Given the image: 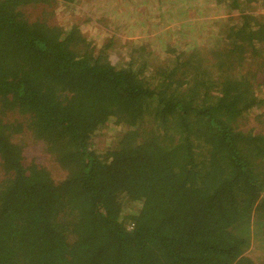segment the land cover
I'll return each instance as SVG.
<instances>
[{"label": "trees", "instance_id": "obj_1", "mask_svg": "<svg viewBox=\"0 0 264 264\" xmlns=\"http://www.w3.org/2000/svg\"><path fill=\"white\" fill-rule=\"evenodd\" d=\"M41 2L0 0V264H264L243 255L251 228L264 238V131L241 128L264 104L248 69L263 22L240 12L212 45L117 51L29 21ZM23 133L62 177L24 165Z\"/></svg>", "mask_w": 264, "mask_h": 264}, {"label": "rangeland", "instance_id": "obj_2", "mask_svg": "<svg viewBox=\"0 0 264 264\" xmlns=\"http://www.w3.org/2000/svg\"><path fill=\"white\" fill-rule=\"evenodd\" d=\"M262 5L259 0H237V4H230L229 0H74L69 4L61 0H48L46 3L24 7L22 11L29 21L44 20L63 29L77 25L87 38L97 36L94 40L98 45L104 37L113 36V49L117 51L120 50V44L127 40L128 47L149 44L158 54L162 41L169 43L173 48H184L185 44L188 48L194 44L212 45L214 37H221L222 29L240 24V12L252 14L257 21L261 20L264 24ZM124 52L125 50L121 49V53ZM128 52L130 49L126 50V53ZM115 55L117 56V52ZM151 58L153 59L150 60L158 59V55H151ZM251 62L253 66L248 69L256 71L255 76L264 82V54L262 57H253ZM153 64H156L155 60ZM242 72L246 73L243 69ZM263 96L264 94H260L259 98L264 101ZM262 113L264 104L247 114L245 122H240L241 128L254 133L264 131V124L261 125L257 118ZM261 117L264 121V117ZM1 119H17L23 122L25 117L19 118L8 113ZM119 132L113 124L98 131L93 140L95 151L104 153L115 145ZM13 141L22 148L24 165L36 163L49 168L56 178L62 177L44 148L39 147L26 133L17 135ZM126 207L133 210L132 207ZM250 234L249 246L243 255L254 263H260L264 255V238L254 228H251Z\"/></svg>", "mask_w": 264, "mask_h": 264}]
</instances>
